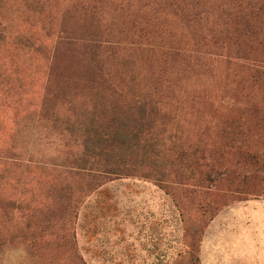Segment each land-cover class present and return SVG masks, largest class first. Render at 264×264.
Here are the masks:
<instances>
[{
    "label": "rangeland",
    "instance_id": "rangeland-1",
    "mask_svg": "<svg viewBox=\"0 0 264 264\" xmlns=\"http://www.w3.org/2000/svg\"><path fill=\"white\" fill-rule=\"evenodd\" d=\"M199 36L182 13L145 0H0V264H191L203 241L259 251L264 197L198 187L178 161L163 177L78 168L87 136L138 125L141 96L162 98L169 119L149 139L169 143L168 156L193 161L201 142L217 144L208 115L233 86Z\"/></svg>",
    "mask_w": 264,
    "mask_h": 264
},
{
    "label": "trees",
    "instance_id": "trees-1",
    "mask_svg": "<svg viewBox=\"0 0 264 264\" xmlns=\"http://www.w3.org/2000/svg\"><path fill=\"white\" fill-rule=\"evenodd\" d=\"M145 1L154 5L166 4L182 13L187 23L198 28L200 36L196 45L204 56L224 62L233 93L222 96L214 107V114L208 115L218 130L212 139L219 138V141L216 145L201 142L204 146L196 147L190 154L193 161H189L183 152L175 157L168 156L162 148L169 143L159 146L163 138L160 141L149 139L162 126L166 127L164 122L169 119L163 110L162 98L141 96L136 102L138 125L129 130L122 124L99 137L89 139L87 136L86 142L91 140L96 146L87 145L84 141L82 154L77 159L78 168L86 176L101 165L108 168L109 171L105 172L111 176H134L148 166L163 177L167 176L169 165L176 166L178 161L188 167L190 173L187 178L194 180L198 187L206 190L227 187L228 192L240 202L248 201L250 196L264 197V0ZM32 45L26 43L25 49L33 51ZM91 53L90 65L99 70L96 54ZM103 82L121 97V85L110 78H103ZM68 131L75 135L80 132L72 127H68ZM183 135V132L177 134ZM199 136V140L210 137L208 131ZM168 151L175 153L173 147ZM104 156L105 162L101 164ZM127 158H134V163H129ZM62 213H67V207ZM190 249L191 264H201V246L191 245Z\"/></svg>",
    "mask_w": 264,
    "mask_h": 264
},
{
    "label": "crops",
    "instance_id": "crops-1",
    "mask_svg": "<svg viewBox=\"0 0 264 264\" xmlns=\"http://www.w3.org/2000/svg\"><path fill=\"white\" fill-rule=\"evenodd\" d=\"M263 203L259 201L256 205L262 214L264 213ZM255 247L259 251H235L233 248L227 250L212 248L211 251H206L203 241L200 253L201 264H205L206 255H208V264H264V225L261 226L260 243L255 244Z\"/></svg>",
    "mask_w": 264,
    "mask_h": 264
}]
</instances>
